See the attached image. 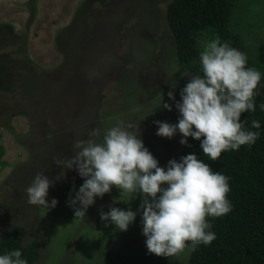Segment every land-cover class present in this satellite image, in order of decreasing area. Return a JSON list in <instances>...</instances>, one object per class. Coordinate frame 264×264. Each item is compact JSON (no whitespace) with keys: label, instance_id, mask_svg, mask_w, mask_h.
Masks as SVG:
<instances>
[{"label":"rangeland","instance_id":"rangeland-1","mask_svg":"<svg viewBox=\"0 0 264 264\" xmlns=\"http://www.w3.org/2000/svg\"><path fill=\"white\" fill-rule=\"evenodd\" d=\"M171 1L9 0L0 8V56L7 54L9 63L5 69L0 60V241L24 227L25 243L40 245L36 264H189L191 251L171 258L148 252L141 214L127 231L101 220L109 206L136 211L141 197L131 201L114 187L85 217H75L69 195L74 198L84 180L53 162L71 157L74 143L94 128L105 130L117 120L140 125L159 166L180 161L182 135L157 136L154 123H178L175 102L194 75L175 52L167 22ZM6 28L13 31L10 42L2 38ZM231 28L248 63L264 77V0L236 1ZM175 81L173 101L167 93ZM38 172L54 181L47 201L55 198V208L27 202L26 189Z\"/></svg>","mask_w":264,"mask_h":264},{"label":"clouds","instance_id":"clouds-1","mask_svg":"<svg viewBox=\"0 0 264 264\" xmlns=\"http://www.w3.org/2000/svg\"><path fill=\"white\" fill-rule=\"evenodd\" d=\"M199 62L202 74L189 77L180 91L181 100L175 102L178 123L154 121L158 126L156 135L171 139L179 132V143L185 146H189L191 137L201 142L205 156L217 161L223 152L253 145L259 138L260 132L250 130L241 117L256 111L262 73L247 66L244 52L218 37L202 46ZM170 87L167 95L175 101L176 81ZM160 108L172 111L168 103ZM260 108L264 110V103ZM251 128L260 129V122L252 120ZM72 153L71 157H53V162L62 169H74L84 180L75 197L69 195L74 216L85 217L96 198H103L114 187L120 190V196H130L131 201L141 197L136 211L109 206L108 212L101 210L100 218L119 231H127L141 214L142 235L150 254L178 257L201 244L211 245L217 236L208 218L225 216L233 209L228 199V176L213 171L195 153L182 156L179 162L169 160L166 168L159 166L141 139L140 125L117 120L105 130L94 128L88 139L74 143ZM52 186L54 181L44 172L36 173L26 189L27 202L55 208V198L50 204L47 201ZM0 264L28 261L20 250H11L0 255Z\"/></svg>","mask_w":264,"mask_h":264},{"label":"trees","instance_id":"trees-1","mask_svg":"<svg viewBox=\"0 0 264 264\" xmlns=\"http://www.w3.org/2000/svg\"><path fill=\"white\" fill-rule=\"evenodd\" d=\"M236 1L172 0L169 4L167 22L176 42V55L179 63L194 75L202 74L199 52L200 45L206 39L218 37L241 51L243 41L231 28ZM8 32L13 34L11 28L3 29L5 42L12 41ZM7 56H0L5 69L9 64ZM247 66L252 67L249 63ZM4 83L11 84L8 81ZM258 91L256 111L246 112L241 117L247 121L250 130L260 132L255 144L223 152L217 161H211L203 154L200 141L189 137V146L183 145L181 157L195 153L213 171L230 178L228 199L233 206L225 216L208 218L217 239L211 245L201 244L191 251L189 264H264V110L260 108V104L264 103V77ZM252 120L259 121L261 128H251ZM4 153L0 147V160ZM26 236L27 231L22 226L8 231L0 241V255L6 251L20 250L28 264H36L41 259L39 242L26 244Z\"/></svg>","mask_w":264,"mask_h":264},{"label":"crops","instance_id":"crops-1","mask_svg":"<svg viewBox=\"0 0 264 264\" xmlns=\"http://www.w3.org/2000/svg\"><path fill=\"white\" fill-rule=\"evenodd\" d=\"M9 0H0V8L1 7H5L6 6V3L8 2ZM3 238V237H2ZM1 238V240H2Z\"/></svg>","mask_w":264,"mask_h":264}]
</instances>
